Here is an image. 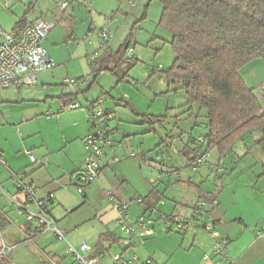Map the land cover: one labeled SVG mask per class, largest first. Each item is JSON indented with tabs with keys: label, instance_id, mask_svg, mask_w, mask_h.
I'll return each mask as SVG.
<instances>
[{
	"label": "crops",
	"instance_id": "0c3cea01",
	"mask_svg": "<svg viewBox=\"0 0 264 264\" xmlns=\"http://www.w3.org/2000/svg\"><path fill=\"white\" fill-rule=\"evenodd\" d=\"M77 5L78 7L81 6V4ZM73 14L66 21V29L69 38L71 37V40L75 41L74 33L71 31L75 26ZM36 18L41 19L42 17ZM55 29L53 28L45 39H48ZM86 31L85 36L87 37L88 33L90 42H92L91 39L95 35L93 33L95 31L90 28V25ZM51 42H55V38L51 37ZM43 48L51 58L50 60L54 62V57L50 56L44 46ZM109 48L111 47L108 43L101 49L96 48L99 55L96 70L100 67L106 68V66L113 68L112 58L106 57ZM113 52L114 50L111 48V54ZM89 55V52L85 55L86 60L89 59ZM141 55L139 52L136 56H140V59L143 60ZM133 58H135L134 54ZM54 64V68L49 72L36 75L34 86L28 87L37 86L39 76L45 79L42 83L43 86L48 84L46 78L54 79L60 73L61 66L55 62ZM142 64L144 63L142 62ZM89 71V75L72 77H70L71 73L68 72L66 77L59 79L61 80L59 83L61 97L58 103V112L50 114L49 117L60 120L61 114L69 112L72 113L69 117L72 120L58 128L60 136L56 143L45 139L43 130L38 123L42 118L40 115H36L35 119L37 120L33 122L37 127L25 134L20 131L19 124L8 123L11 122V117H8L7 114L11 110L13 111V105L23 103L24 100H30V98L26 99L21 94V89L25 86L10 87L3 90L1 94L0 155L5 164H0V250L4 244L16 247L6 257L0 255V264H70V260L65 256L66 244L64 242L57 240L51 231L37 232L38 227L35 222L29 223L23 216L16 213L13 201H24V195L15 186L13 179L15 174L19 176L24 184H31L35 187L36 192L33 199L36 202L47 198L51 199L46 211L55 221L57 227L67 232L65 237L68 244L75 247H78L81 243L88 244L95 250V255L98 258L97 264H113L111 258L115 254L121 255L126 260L131 258L132 255L135 256L136 260L130 261L128 264H219L218 257L210 255L216 239L200 230L198 223L194 225V229L185 230H178L176 224L172 222L169 226L163 225V222L167 219L180 217L186 220L192 215L197 216L194 217L197 218L196 222L199 218H211L214 221L215 228L219 232V239L227 240L226 254L230 264H264V240L259 234L264 222V206L259 205L255 209L250 206V209L244 211L235 209V211L233 203L238 201L233 200L229 203V198H226L225 201L224 191H222L219 195L215 192V207H205L208 205L205 201V195L210 194L212 196L211 194H213L208 183L210 181L209 166L210 163L215 161V156L212 154L204 165L194 167L181 155H178L181 145L177 141L171 142L170 152L173 151L175 157L178 158L175 163H171L169 166L165 161H162L163 166H160V163L158 164L156 168L158 174L165 172L166 176L162 180L158 179L156 181L154 172L151 171V174L143 173V162L151 161L154 164L156 162L148 158L147 152H144V150L147 151L146 147L140 145L137 147L138 154H133V152L129 154L128 157H131L132 154V157H135V159L130 160L129 167L134 172L132 176L141 177L146 189L141 190L134 187L131 177L128 178L122 173L124 168L120 167L117 169V174L113 175V170H111V173H107L105 171L107 166H105L101 170L100 176L85 186L83 193H79L78 176L81 173L80 171L83 170L86 153L83 140L90 132L87 111L84 108L89 104L97 103L100 110L111 113L113 118H119L117 120L121 122V117L116 115V107L119 106L121 100L113 95V85L107 88L99 82L106 71H99L95 75L91 66ZM109 75L115 76L118 81L122 79L116 72L115 74L109 72ZM67 80H76L79 83H77L74 90H67L64 87ZM180 94L183 97V94ZM71 103L79 104L80 108L70 111L59 110ZM167 109L169 110L168 114L174 117L183 112L181 109L175 112H172L169 107ZM129 112L137 117L136 114L140 113L135 108H130ZM121 116L122 118H128L124 113H121ZM185 116H179V119L175 120L173 124V126H176L175 129L180 128V125L182 127L184 125L183 130L190 131L194 119L190 117L184 119ZM130 122L137 126L134 135L147 133L148 130L145 124H142V119H132ZM113 123L114 121L111 124L115 126L116 130L112 136V146L105 151L103 162L116 156L122 162L127 156L120 153L122 141L116 139L118 132H121L120 125ZM183 130L181 129V134ZM125 137H129V135ZM14 138L18 141L17 145L13 144ZM23 138L28 140L24 142V139L19 142ZM145 139H142V143ZM31 141L35 142H32L31 145ZM20 145L25 148L23 152L19 151ZM162 148L164 147L162 146ZM249 148L246 156L249 158L253 152L258 154L257 163L261 165L263 174L264 156L257 148L252 146ZM246 150L245 147L243 152ZM25 152H29L38 163L31 164ZM138 157L144 161L141 162ZM230 159L233 160L234 164V158ZM225 161L223 160V164ZM159 168H162V170L159 171ZM117 183L118 185L119 183H126L132 186L134 194L122 192ZM108 193L111 194V198L107 196ZM95 194L102 198V203L96 202L95 207L88 212L86 210L89 209L88 201ZM232 195L235 197V193H232ZM138 198L142 199L141 204L135 202ZM250 199L251 201L254 200L251 196ZM115 201L129 204V207H127L128 214L132 221H135L142 214H149L151 211L149 215H151L153 223L147 225V227L153 230V234L151 233L145 237L133 236L129 239L130 246L124 244L123 240L126 237L120 233L118 228L117 215L113 207ZM202 207L204 209H201ZM28 209L32 212L38 211V208L34 205L29 206ZM173 230L176 232H173ZM144 238L149 239L141 242ZM208 254L209 259H205L204 256Z\"/></svg>",
	"mask_w": 264,
	"mask_h": 264
},
{
	"label": "rangeland",
	"instance_id": "374dc122",
	"mask_svg": "<svg viewBox=\"0 0 264 264\" xmlns=\"http://www.w3.org/2000/svg\"><path fill=\"white\" fill-rule=\"evenodd\" d=\"M59 1L38 0L33 4L32 0H17V2L10 4L8 9L4 7L5 0H0V27L10 33L15 22L19 18H22L23 13L29 9L30 5H32V9L27 14L28 18L32 19L41 16L46 21L52 20L59 13V9L57 8ZM133 1V7L129 4V0H90L91 4L87 6L81 5L79 7L77 3H73L68 8V12L70 15L74 13L75 26L71 31L74 33L73 36L76 40L73 41L71 37L69 38L66 22L62 21L58 23V28L56 26V29L54 28L55 30L50 34V37L45 39L43 43V46L47 49L50 56L52 58L54 57V62L59 64V66L61 65L60 73L54 79L46 78L48 79V84H45V86L42 84L45 79L39 76L37 86L21 89L23 97L26 99L30 98V100H24L25 102H20L18 105L14 104L13 111L11 110L7 116L11 117V122L8 123L19 124L20 131L22 134H25L27 131L34 130L37 127L33 122L37 120L35 116L40 115L42 118L38 123L43 130L45 139L49 142L56 143L60 136L58 128L72 120L69 118L72 113L69 112L61 114L60 120L49 117L50 114L58 112V103L61 97V89L59 86L61 80L59 79L66 77L68 72L71 73L70 77L90 74L91 62L89 59L86 60L85 55L89 52L90 55L88 57H90L96 51L97 47L101 49L102 41L97 37L95 32L102 27L107 19L115 16V21L111 25V30L113 31L111 32L110 30L112 37L107 43L114 51L120 49L123 44L126 45V47H129L128 51L132 50L135 58H133L134 60L127 59L125 57L127 54L125 55V51L122 50L121 54L114 56L112 60L114 67L112 70L117 75H120L122 78L121 81H118L115 76H110L108 71L104 72L103 77L99 80L100 84L107 86V88L113 85V95L118 100H121L119 106L116 107V115L121 117V122L117 120L119 118L116 119L115 117L113 121L115 125H120L121 132H118L116 136V139L122 141V144H120V153L127 155L122 162L108 166L105 171L111 173V170H113V175H115L117 174V169L120 167L124 168L122 173L128 178L131 177L132 185L144 190L146 187L143 185L141 177L132 176L134 172L129 167L130 160L135 159V157L128 156L131 152L138 154L137 147L140 145L146 147L147 151L144 150V152H147L148 158L155 161L156 164L151 161L143 162V173L151 174L154 172L157 181L160 175L158 174V169H156L158 164L165 161L169 166L177 160L178 157H175L173 151L170 152L169 144L175 140L178 142L181 137V129H184V125L183 127L180 125V128L175 129L173 124L176 119L173 118L174 116L168 114L169 110L167 108L169 107L172 112H175L184 100L180 93L161 95L166 90L164 88L166 81L164 80L165 72L171 65L174 57L170 46L166 42H163L164 40L169 41L171 38L170 35L160 30L157 26L162 9L160 3L157 0ZM89 25L95 31L93 32L95 35L91 39L92 42H90L88 33L87 37L85 36ZM51 37L55 38V42H51ZM111 48L108 49L106 57L111 55ZM139 52L142 54L141 57H143V60L140 59V56H136ZM106 68L111 69L110 66H106ZM241 77H243L245 84L249 88L254 89L257 96H260L259 88L262 84L264 85V61L255 60L248 64L242 70ZM261 102L264 104V101ZM130 108H135L137 111H140V115L143 114L151 117L152 115L161 116L163 118L161 120L162 122L154 124V132L150 130L148 125H145L146 129L149 130L148 133L134 135L137 126L131 124L130 121L132 119L140 120L143 117L142 115L137 117L131 114L129 112ZM121 113H124L128 118H122ZM7 116L5 117L7 118ZM22 125L24 126L23 128ZM113 127L115 128V126ZM196 129L191 131V136H197L198 131ZM169 132L171 135L169 138H166ZM125 134L129 135V137H125ZM251 136L250 134L244 135L241 139L242 141L238 142L234 147V153L237 156L231 155L230 157L234 158V164L232 162L233 160L231 161L228 158L220 168L214 167L210 171V181L208 183L212 189L211 192L213 194L211 195L215 196L216 193L219 195L220 192L224 191L223 196L225 197V201L226 198H229V203L233 200L238 201L233 203L234 210L241 209L244 211L250 209V206H253L254 209L257 206L259 207V205L264 206V173L262 174L261 165L257 163L258 154L253 152L249 158L247 156V158H241L245 147H251ZM186 137L187 134L184 133L182 140H186ZM143 138L146 139L142 143ZM23 140L26 142L28 139L23 138L19 142ZM161 141H165L166 146L168 145L169 147L166 149L162 148ZM32 142L35 141H31V145L33 144ZM17 143L18 141L14 138L13 144L17 145ZM24 149L20 145L19 151L23 152ZM212 155L214 156V154ZM116 158L119 157L116 156ZM117 186L124 193L134 194V188L126 183H119V185L117 183ZM232 193H235V197H233ZM250 196L254 199L253 201H251ZM205 201L208 204L205 207H215L216 205V200L214 201L210 194L205 195ZM96 202L102 203V198L99 195L97 196V194L88 201L89 209L86 210L90 212L95 207ZM202 205L204 206V204ZM201 209L204 208L202 207ZM191 217H188V219L191 220ZM205 219L199 218L196 223L201 225ZM190 228L194 229V226L188 229ZM200 230L202 229L200 228ZM173 232L176 231L173 230ZM205 232L212 238L210 232ZM217 233V239H219V232L217 231ZM148 239L144 238L141 242H145ZM64 243L66 244V242Z\"/></svg>",
	"mask_w": 264,
	"mask_h": 264
},
{
	"label": "trees",
	"instance_id": "16d2710c",
	"mask_svg": "<svg viewBox=\"0 0 264 264\" xmlns=\"http://www.w3.org/2000/svg\"><path fill=\"white\" fill-rule=\"evenodd\" d=\"M36 1L32 0L33 4ZM157 1L162 7L157 26L170 35V40L163 42L170 46L174 57L165 72L166 90L161 95L182 93L184 102L179 109L183 112L174 118L177 120L186 115L184 119H194L190 131L183 130L180 142H177L181 145L179 155L195 167L199 166L196 160L204 152L210 154L209 158L214 154L215 161L209 166L211 171L214 167L220 168L223 160L231 155L237 156L234 147L244 135L250 134L251 146L264 156V104L261 102L264 95L259 91L260 96H257L241 77L248 64L255 60L264 61V0ZM30 9L32 5L15 22L13 32L37 20L27 17ZM128 49L123 44L107 58L113 60L122 50L126 55ZM94 53H97L96 63L90 65L94 74L99 71L115 74L114 67L96 70L99 55L97 51ZM125 57L134 60L133 56ZM136 115H142V124L148 125L151 131L154 124L163 119L161 116ZM195 128L198 129L196 137L190 135ZM184 133L187 134L186 140H182ZM170 135L169 132L166 138ZM198 139L202 141L197 142ZM160 144L164 149L169 147L165 141ZM249 149L241 157L246 156ZM163 165L160 162V166ZM80 174L78 190L83 193L88 184H81ZM212 199L215 201L216 197L212 195ZM37 229V232L43 231ZM218 263L230 264L220 258Z\"/></svg>",
	"mask_w": 264,
	"mask_h": 264
},
{
	"label": "built area",
	"instance_id": "2783aa9c",
	"mask_svg": "<svg viewBox=\"0 0 264 264\" xmlns=\"http://www.w3.org/2000/svg\"><path fill=\"white\" fill-rule=\"evenodd\" d=\"M17 2V0H5L4 7L9 9L10 4ZM73 3L81 5H89L90 0H60L57 3L59 13L54 16L52 20L37 19L32 24L22 28L21 30L11 31L10 33L3 30L0 27V100L3 90L10 87H28L34 86L36 81V75L49 72L55 66L54 62L43 48V41L47 37V34L55 28L59 22L68 21L71 15L68 12ZM129 4L133 7L134 1L129 0ZM115 21V16H111L110 19L102 25L101 28L96 30L97 37L102 41L101 46L111 40L110 27ZM91 28V27H90ZM128 57H132L131 50L127 52ZM89 58L92 64L96 63L97 53H93ZM79 81L67 80L64 83V87L67 90H74ZM165 86V83H164ZM261 95H264V85L260 86ZM80 108L79 104L72 103L61 107L60 111H70ZM87 111V119L89 125H91V132L83 140L84 149L86 152V158L84 161V167L80 174L81 184H89L96 180L101 170L105 166H111L120 161L119 158L108 159L103 162V156L106 150L112 145V135L114 128L112 121L113 115L109 112H103L98 108L97 103L89 104L84 108ZM198 139L197 142H201ZM29 157L31 164L38 163L37 160L29 153L25 152ZM133 154L131 155V157ZM210 154L204 152L201 157L196 160L198 165H204L209 159ZM5 164L0 155V164ZM166 176L165 172L159 175V178ZM15 186L21 190L24 195V201L15 202V210L19 216H23L27 222H35L37 227L43 231H51L53 236L59 240L66 242L65 255L70 260V264H97L98 258L95 255V250L86 243H81L78 247L68 244L66 241V231L57 227L55 221L51 218L46 211L47 207L51 203V199H43L40 202H36L33 198L35 196L36 189L31 184H24L18 175H13ZM1 190V188H0ZM81 193V190H78ZM111 194L108 193L107 196ZM111 198V196H110ZM136 203L141 204L140 199L136 200ZM34 205L38 208L37 212H32L28 209L29 206ZM201 205V204H200ZM113 207L116 211L118 228L126 239L123 243L130 246V238L133 236H149L153 231L147 225L153 223L151 218V211L149 214H142L135 221L130 220L128 214L129 204L125 202L115 201ZM197 217L194 215L189 219L173 218L167 219L163 222L164 226H169L172 223L176 224L178 230H185L196 224ZM202 230L211 233L212 238H215V245L210 255L218 257L224 260L226 263H230L227 257V240L217 239L218 233L215 228V223L211 218H206L200 225ZM260 236L264 240V223L261 226ZM5 247L2 248V250ZM9 250V248H7ZM2 250L1 253L3 252ZM210 256H204L205 259H209ZM113 264H128L130 261L136 260L135 256L129 259L122 258L121 255L115 254L111 258Z\"/></svg>",
	"mask_w": 264,
	"mask_h": 264
},
{
	"label": "flooded vegetation",
	"instance_id": "af4514ba",
	"mask_svg": "<svg viewBox=\"0 0 264 264\" xmlns=\"http://www.w3.org/2000/svg\"><path fill=\"white\" fill-rule=\"evenodd\" d=\"M3 247H5V248L2 250ZM15 247H16V246H14V245H6V244H4V245L2 246V248H1V250H2L3 252L1 253V251H0V255L3 256V257H6L7 255L10 254V252H11ZM7 248H9V250H8Z\"/></svg>",
	"mask_w": 264,
	"mask_h": 264
},
{
	"label": "water",
	"instance_id": "95a60500",
	"mask_svg": "<svg viewBox=\"0 0 264 264\" xmlns=\"http://www.w3.org/2000/svg\"><path fill=\"white\" fill-rule=\"evenodd\" d=\"M15 203V201H13V204ZM44 232H46V231H44Z\"/></svg>",
	"mask_w": 264,
	"mask_h": 264
}]
</instances>
